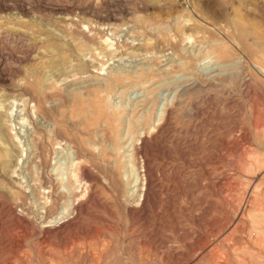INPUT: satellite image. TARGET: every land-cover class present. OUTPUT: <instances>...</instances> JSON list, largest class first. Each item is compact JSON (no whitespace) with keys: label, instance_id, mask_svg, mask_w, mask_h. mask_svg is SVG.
<instances>
[{"label":"rangeland","instance_id":"1","mask_svg":"<svg viewBox=\"0 0 264 264\" xmlns=\"http://www.w3.org/2000/svg\"><path fill=\"white\" fill-rule=\"evenodd\" d=\"M0 264H264V0H0Z\"/></svg>","mask_w":264,"mask_h":264},{"label":"bare ground","instance_id":"2","mask_svg":"<svg viewBox=\"0 0 264 264\" xmlns=\"http://www.w3.org/2000/svg\"><path fill=\"white\" fill-rule=\"evenodd\" d=\"M104 43V42H103ZM256 70H259V67H254ZM34 114H36V112H34ZM75 162H77V158L75 157L74 158V161L72 162V165H73V167H74V169H75V166H76V163ZM70 182V186H71V188L73 187V185L71 184V183H73V182H71V181H69Z\"/></svg>","mask_w":264,"mask_h":264}]
</instances>
